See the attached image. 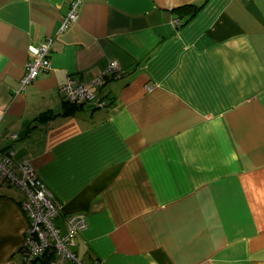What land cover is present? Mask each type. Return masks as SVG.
<instances>
[{
    "label": "crops",
    "instance_id": "0c3cea01",
    "mask_svg": "<svg viewBox=\"0 0 264 264\" xmlns=\"http://www.w3.org/2000/svg\"><path fill=\"white\" fill-rule=\"evenodd\" d=\"M47 38L52 69L22 88ZM111 62L107 107L66 102ZM0 116V160L32 166L56 227L87 216V263L264 264V0H0ZM23 199L0 182V264L23 262Z\"/></svg>",
    "mask_w": 264,
    "mask_h": 264
},
{
    "label": "built area",
    "instance_id": "2783aa9c",
    "mask_svg": "<svg viewBox=\"0 0 264 264\" xmlns=\"http://www.w3.org/2000/svg\"><path fill=\"white\" fill-rule=\"evenodd\" d=\"M80 5L81 3L77 1L72 3L61 25L60 33L70 29L78 20ZM52 44L53 38H47L40 47L30 50L31 57L26 65L22 88L29 86L40 75L51 71ZM119 73L120 65L111 62L105 72L89 84L69 79L63 88L66 102L77 107L85 105L97 109L107 107V102L99 98V91L109 79L117 77ZM13 138L16 139V136ZM14 156L15 152L12 150L1 158L0 182L17 188L24 195L20 209L28 221V229L21 249L22 264H89L76 253L77 239L88 229L87 216L78 213L67 217L66 233H63L55 225L56 219L61 215L59 201L37 177L29 163L19 166L20 172H17L13 163ZM91 264L104 263L95 261Z\"/></svg>",
    "mask_w": 264,
    "mask_h": 264
},
{
    "label": "trees",
    "instance_id": "16d2710c",
    "mask_svg": "<svg viewBox=\"0 0 264 264\" xmlns=\"http://www.w3.org/2000/svg\"><path fill=\"white\" fill-rule=\"evenodd\" d=\"M200 9V7L195 6V5H188L183 7L182 9L177 10L178 12L180 11H184L187 10V14H189V19H192L196 16V14L198 13V10ZM182 17V16H181ZM75 109L74 107L71 108V110Z\"/></svg>",
    "mask_w": 264,
    "mask_h": 264
}]
</instances>
